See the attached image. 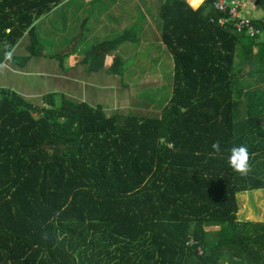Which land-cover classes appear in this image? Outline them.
<instances>
[{"label":"trees","instance_id":"16d2710c","mask_svg":"<svg viewBox=\"0 0 264 264\" xmlns=\"http://www.w3.org/2000/svg\"><path fill=\"white\" fill-rule=\"evenodd\" d=\"M72 1L0 0V64L46 57L35 23L50 14L57 23ZM250 4L264 11V0ZM219 17L210 0L161 3L172 91L152 117L0 88V264H264V221L237 214V194L264 189V120L239 107L246 87L264 82V39L211 22ZM138 26L81 61L120 77L119 57L106 62ZM24 37L22 56L8 58ZM69 56L51 58L62 68ZM241 144L254 154L247 175L228 164Z\"/></svg>","mask_w":264,"mask_h":264},{"label":"rangeland","instance_id":"374dc122","mask_svg":"<svg viewBox=\"0 0 264 264\" xmlns=\"http://www.w3.org/2000/svg\"><path fill=\"white\" fill-rule=\"evenodd\" d=\"M91 1H93L91 9L84 7L83 11H79L76 5L69 4V11L71 10V14L75 12V15H72L67 24L60 21L54 24L52 14L35 23L36 34L45 50L44 56L53 57L55 52H59L61 55L69 53L70 56L64 64V67L68 68V61L73 60L76 55H79V52L83 53L97 42L124 34V25L139 19V28H136L131 41L120 44L113 55L120 59L119 68L122 72L120 77L123 78V84L126 88L131 87L134 90V95L139 89L137 87L141 86L142 83H150L147 87L142 88L144 92L138 91L137 93L139 95L136 99L137 104L141 105L134 106L132 100L129 111L143 117L157 115L159 109L168 103L172 91L173 69H171L169 62L166 63L170 61V58L167 60L165 46L156 43V40L158 41L157 35H160L161 31L159 7L165 0ZM72 2L82 4L81 0H73ZM242 2L247 5V9L242 12L243 17L263 16L264 12L260 6L248 5L249 0H242ZM253 7L256 10H252ZM82 18L86 19L81 27ZM143 20L144 22H142ZM142 23L146 25L143 26ZM130 28L128 26L127 29ZM79 32H81L80 37L74 39ZM256 40L263 41L262 38H256ZM27 42L25 37L19 41L18 53L23 51L21 49ZM249 43L248 37L242 39L237 49L236 63L240 61L241 47ZM16 47L12 50H15ZM260 48L257 47L259 51L254 49V52H260ZM77 50L79 52H76ZM15 52L17 53V51H13L14 55ZM112 61L113 59L110 58L107 60L108 63ZM262 67L264 68V66ZM156 83L160 84L156 85ZM262 88H264V84H262ZM235 116L236 119L242 118V114L239 115V113ZM237 203L241 209V212L238 211L237 214L242 221L245 217L251 221H264V189L237 194ZM241 215L245 217L243 218Z\"/></svg>","mask_w":264,"mask_h":264},{"label":"crops","instance_id":"0c3cea01","mask_svg":"<svg viewBox=\"0 0 264 264\" xmlns=\"http://www.w3.org/2000/svg\"><path fill=\"white\" fill-rule=\"evenodd\" d=\"M81 2L82 4L65 2L58 6L56 9L58 11L60 10L59 16L57 17L58 21L67 24L68 20L72 18L71 10L69 11V4L76 5L79 11H83L84 7L85 9H91L93 1L81 0ZM252 10H256V8ZM85 19L82 18V22ZM132 25L138 26V19L125 24L123 29H127L128 26L131 27ZM142 25L145 26L146 24L142 23ZM157 38L158 41L155 39L156 43L163 45L160 41V35H157ZM78 50L76 52H79ZM12 55H14L13 52ZM15 55L20 57L22 53L15 52ZM80 55L81 52L74 59L72 58L73 60L68 61V68L64 67L65 62L62 68H60L59 63L51 57L31 58L26 64L21 66L9 64L5 61L0 64V88L9 89L27 98H32L37 102L41 101L43 95L47 93H59L79 102L82 101L92 106H100L109 113H127L130 109V104H132V100L134 106L141 105L137 104L136 99L139 96L137 93L138 91H143L142 88L147 87L150 83H142L141 86L137 87L139 89L136 90L134 95V90L129 86L126 88L125 84H123L122 77L107 74L106 70L102 69L98 71L91 70L87 64L81 61ZM165 55H167V60L170 58V61L166 60V63L169 62L171 69H173V61L166 48ZM115 57V55H112L109 58L114 59ZM111 63L106 62V65L109 66ZM158 84L160 83H156V85ZM262 84L264 82L259 81L260 87L255 85L246 87V90L252 92L251 99L247 102H241L239 106L240 108H244V114L247 112L246 119L252 121L256 119L264 120V92L261 93ZM246 90L241 93V98L245 97L243 95ZM238 211L241 212V209L239 208ZM241 216L243 218L245 217L244 215ZM239 220L242 221L241 218ZM244 220L248 219L245 217Z\"/></svg>","mask_w":264,"mask_h":264},{"label":"built area","instance_id":"2783aa9c","mask_svg":"<svg viewBox=\"0 0 264 264\" xmlns=\"http://www.w3.org/2000/svg\"><path fill=\"white\" fill-rule=\"evenodd\" d=\"M212 8L220 17L211 19L222 28L232 26L238 35L262 37L264 39V14L259 19L243 17L242 12L247 5L242 0H210Z\"/></svg>","mask_w":264,"mask_h":264},{"label":"clouds","instance_id":"9594fccd","mask_svg":"<svg viewBox=\"0 0 264 264\" xmlns=\"http://www.w3.org/2000/svg\"><path fill=\"white\" fill-rule=\"evenodd\" d=\"M12 52L6 53L8 58H11ZM212 149L215 154L219 155L221 153V143L220 141H215L212 144ZM230 155L228 157L229 166L237 173L241 175H247L251 171L250 160L254 154L250 153L247 145H234L229 149Z\"/></svg>","mask_w":264,"mask_h":264}]
</instances>
